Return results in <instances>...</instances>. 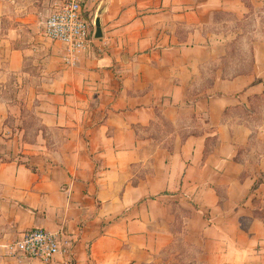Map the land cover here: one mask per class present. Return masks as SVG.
Instances as JSON below:
<instances>
[{"label": "crops", "instance_id": "1", "mask_svg": "<svg viewBox=\"0 0 264 264\" xmlns=\"http://www.w3.org/2000/svg\"><path fill=\"white\" fill-rule=\"evenodd\" d=\"M54 1L0 0V264H46L7 256L34 228L70 241L50 264H264V0H79L73 53Z\"/></svg>", "mask_w": 264, "mask_h": 264}, {"label": "built area", "instance_id": "2", "mask_svg": "<svg viewBox=\"0 0 264 264\" xmlns=\"http://www.w3.org/2000/svg\"><path fill=\"white\" fill-rule=\"evenodd\" d=\"M44 30L51 39L67 45L72 53L85 50L92 40V24L86 19L79 0H55L51 14L44 22ZM6 249L8 257L50 264L57 255L68 253L71 244L67 237L34 228L9 243Z\"/></svg>", "mask_w": 264, "mask_h": 264}, {"label": "rangeland", "instance_id": "3", "mask_svg": "<svg viewBox=\"0 0 264 264\" xmlns=\"http://www.w3.org/2000/svg\"><path fill=\"white\" fill-rule=\"evenodd\" d=\"M213 18L219 19V18H223V16L217 14V15H214ZM257 20L258 19L255 17V15H252L249 19H247L246 21L242 23L244 33L236 41V43L234 44L235 47L230 53V57L235 58V59L234 58L232 59L233 60L232 64L235 65L238 63L240 69L242 68L243 65L246 68L250 64V54H249L247 45L249 43V40L253 39L255 36H253V34L251 35L247 33V30H251L253 28V25L257 24ZM258 24L259 25L264 24V15H260ZM23 125L28 129L26 130V133H28L30 135L29 137H31L33 134V129L36 127L34 118L32 116H29L27 119V123H23ZM175 249L180 254L176 256L177 261L174 264H200L196 261L195 251L184 246L182 242L178 243Z\"/></svg>", "mask_w": 264, "mask_h": 264}, {"label": "water", "instance_id": "4", "mask_svg": "<svg viewBox=\"0 0 264 264\" xmlns=\"http://www.w3.org/2000/svg\"><path fill=\"white\" fill-rule=\"evenodd\" d=\"M105 10V5L101 4L98 11H97V15L94 21V38L95 39H100L102 36L101 33V24H100V16L102 15V13Z\"/></svg>", "mask_w": 264, "mask_h": 264}, {"label": "trees", "instance_id": "5", "mask_svg": "<svg viewBox=\"0 0 264 264\" xmlns=\"http://www.w3.org/2000/svg\"><path fill=\"white\" fill-rule=\"evenodd\" d=\"M236 42H234V43H232V44H230V46L228 47V49L226 50V52H228V54H229V52L230 51H232L233 49H234V44H235ZM224 60H225V58H224ZM252 63H253V60H252V58L250 59V64L245 68H243V69H240L237 73H235V74H242V73H244V74H246V73H248V72H250L251 71V66H252ZM235 74H233V76L235 75Z\"/></svg>", "mask_w": 264, "mask_h": 264}]
</instances>
